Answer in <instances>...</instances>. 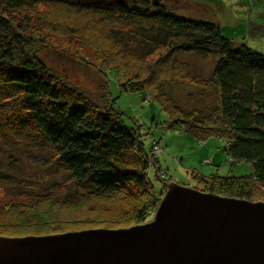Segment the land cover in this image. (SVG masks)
Returning a JSON list of instances; mask_svg holds the SVG:
<instances>
[{
	"label": "trees",
	"instance_id": "1",
	"mask_svg": "<svg viewBox=\"0 0 264 264\" xmlns=\"http://www.w3.org/2000/svg\"><path fill=\"white\" fill-rule=\"evenodd\" d=\"M49 2L67 4L71 14L94 25L103 43L117 51L102 64L114 74L132 70L120 90L151 96L167 113V126L183 124L184 132L199 141L218 137L231 163L250 165L248 175L208 177L203 192L252 201L255 185L264 186V55L244 44L234 45L212 22L175 15L156 2L149 8L146 0H139V5L126 0H0V110L17 106L10 123L44 149L43 156H35L41 166L35 173L2 165L1 189L33 200L53 195L61 203H82L111 198L131 184L141 189L150 185L153 191L135 214V225L153 219L163 196L152 188L150 171L140 159L138 121L114 108L108 88L101 108L86 91L48 70L38 57L40 38L31 33L30 22L15 20L19 9ZM49 23L56 33H63ZM103 47L107 46L98 49ZM155 52L160 53L152 58ZM175 54L215 58L208 79L214 93L211 103L189 111L162 99L161 85L175 72ZM133 149L138 154H132ZM54 176L64 177L58 182Z\"/></svg>",
	"mask_w": 264,
	"mask_h": 264
},
{
	"label": "rangeland",
	"instance_id": "2",
	"mask_svg": "<svg viewBox=\"0 0 264 264\" xmlns=\"http://www.w3.org/2000/svg\"><path fill=\"white\" fill-rule=\"evenodd\" d=\"M126 1L128 5L133 2L139 5V0ZM146 1L149 8L156 2L175 15L212 22L220 35L234 45L244 44L264 55V0ZM58 3L25 6L15 14V20L27 18L30 22L31 33L40 38L38 57L48 70L66 83L86 91L101 108L108 88L114 108L123 112L127 119L134 117L138 121L140 159L150 171L148 180L156 192L163 195L170 183L202 191L210 176L250 173L249 164L231 163L226 158L220 138L208 137L199 141L184 132L183 124L171 128L167 126V113L151 101V96L145 94L140 98L132 92L120 90L119 84L128 82L132 70L127 74L107 71L102 61L117 51L113 52L108 43H103L102 33L94 25L71 14L67 4ZM49 22L64 29L63 33H56ZM102 44L107 47L98 49ZM159 53L155 52L152 58ZM173 57L175 72L161 85L162 99L165 102L173 100L189 111L211 103L214 93L208 79L215 58L192 54H175ZM126 66L131 68L130 63ZM16 110L15 105L6 112L0 110V168L2 165L5 166L2 168L12 166L14 170L19 167L24 173L32 174L41 170L35 156H43L44 149L34 145L32 137L14 129L10 121ZM137 151L133 149L131 153L136 155ZM204 176L205 179L200 178ZM63 177L54 176L53 179L60 182ZM255 186L250 200L264 202V186ZM126 188L111 198L82 203H61L53 195L33 200L27 195H11L8 190L0 188V236L134 226L135 214L149 200L153 190L150 185L141 189L131 184Z\"/></svg>",
	"mask_w": 264,
	"mask_h": 264
},
{
	"label": "water",
	"instance_id": "3",
	"mask_svg": "<svg viewBox=\"0 0 264 264\" xmlns=\"http://www.w3.org/2000/svg\"><path fill=\"white\" fill-rule=\"evenodd\" d=\"M0 264H264V202L170 183L149 222L0 236Z\"/></svg>",
	"mask_w": 264,
	"mask_h": 264
}]
</instances>
